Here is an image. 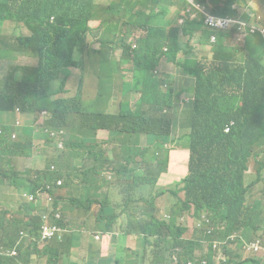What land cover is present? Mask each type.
I'll use <instances>...</instances> for the list:
<instances>
[{
    "label": "trees",
    "instance_id": "obj_1",
    "mask_svg": "<svg viewBox=\"0 0 264 264\" xmlns=\"http://www.w3.org/2000/svg\"><path fill=\"white\" fill-rule=\"evenodd\" d=\"M251 1L196 0L206 13L241 22L212 31L204 22V13L186 0H175L179 9L170 19L159 0H114L106 6L99 5L105 0H0L2 197L30 193L41 182L62 179L71 211L113 246L101 247L84 264H217L219 250L223 258L218 264H262L264 36L258 27L264 24V12L251 9ZM143 5L154 11L142 9ZM181 9L184 15H179ZM177 17L183 22L174 26ZM93 20H101L105 27L96 46L89 41ZM8 22L14 26L10 37L1 35ZM118 24L123 28L144 24L146 34L138 39L137 49L127 43L128 36L117 34ZM199 32L200 46H213V61H196L186 69L178 56H199L185 48ZM111 33L114 38L120 36L122 62L127 56L133 58L136 88L123 83L122 96L109 104L102 99L106 90L114 88L110 84L114 71L119 70V63L108 57L117 48ZM213 34L216 42H211ZM15 53L31 54L38 63H16ZM162 55L178 67L173 79L158 73ZM88 62H92L90 72L97 76L98 87L106 85L99 91V103L85 102ZM71 69L79 74L73 93ZM117 104L119 110L114 113L101 109ZM17 111L33 116L23 129L9 117ZM178 119L185 124L179 125ZM34 122H41L38 129ZM178 126L190 137L188 174L174 188L157 191L159 179L169 171L171 149L180 139L176 137ZM99 131L109 132L117 143L100 139ZM58 133L56 145L63 141L61 150L80 159L70 161L56 150L58 157L52 155L34 179L27 176L29 171L17 170L14 156L31 154L36 139L51 145ZM106 148L112 150L111 158L105 155ZM252 160L257 166L250 174ZM52 164L59 169L53 171ZM166 194L175 204L164 214L158 197ZM96 205H100L98 211ZM32 209L29 204L20 213L0 210V264H26L24 246L41 241L53 244L47 247L50 253L55 250L56 258L59 248L55 246H68L63 256L68 264L70 248H76L79 239L51 225V233L24 229L27 226L20 214ZM195 215L201 226L195 223L193 228L202 236L187 237V220ZM120 234L136 235L140 249L124 248ZM249 243H258L260 250L250 255L244 248ZM200 245L203 252L198 250ZM122 251L131 258L127 263L121 261Z\"/></svg>",
    "mask_w": 264,
    "mask_h": 264
},
{
    "label": "crops",
    "instance_id": "obj_2",
    "mask_svg": "<svg viewBox=\"0 0 264 264\" xmlns=\"http://www.w3.org/2000/svg\"><path fill=\"white\" fill-rule=\"evenodd\" d=\"M114 0H105L104 4H99V5H108L111 2H113ZM98 4V3H97ZM148 6L147 5H143L141 6L142 9H146ZM168 13H167V18L169 17L172 18L173 16H175L176 12L178 11L179 7L178 5L175 4V0H167V4L165 6ZM251 9L253 10H260L264 12V3L260 4L258 1L253 0L250 2V6ZM138 8H135L131 14H134L135 11ZM182 13V15H184L186 13V11L184 9H181L179 12V15ZM178 20V17L176 18ZM144 24L141 26H135L132 25L130 27H121L120 24L117 25V27H115V30L117 31V34H125L126 36H128V40L127 43L131 44L133 42V40H136L138 42V39L140 37L145 36L146 31L144 30ZM90 28H91V32L90 35H92L94 37V39L97 41V43L100 45L99 42V38L101 37V35H105V27H102V23L101 20H93L90 21ZM201 32L196 34V38L193 41L195 42H199L198 38L201 36ZM109 37L111 39H115L116 43H117V48L115 51H110V53L108 54V57L113 60L114 63H119V70L117 69L116 71H114V83H117L119 81H121V86H123V83H127L128 87L131 88H136V81H135V74H134V61L133 58L131 56H127V60L125 62H122V57H123V50L119 45V38L120 36H117V38H114L113 34H109ZM192 42L185 46V48L190 51L193 52L195 49H193V45ZM184 45V44H183ZM201 54L200 56H197L196 54H189V55H182L179 54L178 56V61L180 63H182L186 69H188V66L191 64H195L196 61L204 63V64H208L209 61L213 60L214 57V49L213 46H206V47H202ZM177 70L178 67L171 62L166 56L162 55L160 56V63L158 65V73L160 75V77L162 75H169L171 79H173L175 77V75H177ZM121 71L123 72V74H127L130 73L131 74V78H127V76L125 75H121ZM122 96V91L117 88L116 86H114L113 90H106V95L102 100H107L109 104L115 103L120 97ZM137 98H139V95H136ZM100 100V101H102ZM179 125L185 124L184 121L182 120H177ZM187 132V131H186ZM183 134H179L180 139L179 141H182L184 139V137H182ZM188 145H185V147L187 148ZM173 149V147H172ZM171 149V150H172ZM188 149V148H187ZM190 154V151L188 149L187 151ZM179 160V159H178ZM181 160V159H180ZM170 157V163H169V171L167 173H164L160 180L162 181L161 184L165 185V186H169L171 184H173L175 181H179L180 178H184L187 174H188V164H189V160L185 163V165H183L182 163L178 164L177 166H175V168L180 169L181 172H178L176 169L170 170L171 166H174ZM255 163V161H254ZM249 173H254V168L251 166L250 164V170ZM262 186H259L257 188V190H259ZM167 188V187H166ZM175 204V200H170L165 208L163 213L167 214L169 213L172 209L173 206ZM160 211H161V207L159 206ZM24 210V209H22ZM15 212H21L20 210H16L13 211V213ZM66 212L68 215V219L70 221V226L73 228V231L70 233H67L69 235H72L76 238L79 239V243L76 245V248H70V257H69V261L68 264L71 261V257L73 254L77 255L78 257V262L85 260V262L91 257L92 254H95L101 247L103 246H111L107 240H103L102 234L100 231L98 230H94V229H90L88 228L82 221V216H77L75 213H73L71 211V209L66 205ZM22 213L20 214L22 217L26 214ZM197 216H192L189 217L187 220V227H188V231H187V237H201L202 236V232L199 229H194L193 226H195V223L197 221ZM118 230V229H117ZM116 230V231H117ZM115 231V232H116ZM192 231V235H190L189 233ZM112 232V233H115ZM101 238H100V236ZM97 236L100 238V240L98 241L99 238H97ZM126 239V244L124 248H133V244L139 242L138 238L136 235H132V234H120L119 235V241L120 242H124V240ZM49 245H53L52 243H50ZM55 245V244H54ZM56 248H59V253H58V258L54 257L53 255L55 254V250H53L52 253H42L41 249L39 250H26L24 253V259L26 261V264H64V259L63 256L67 253L69 247L66 246L65 244H62L60 246H55ZM55 248V249H56ZM111 248V247H110ZM204 247L202 245H200L198 247V250L203 252ZM109 250L106 249L105 252ZM134 251V250H133ZM129 260H131V258H127L125 257V251H122V260L124 263H127ZM84 262V263H85ZM82 263V264H84Z\"/></svg>",
    "mask_w": 264,
    "mask_h": 264
},
{
    "label": "rangeland",
    "instance_id": "obj_3",
    "mask_svg": "<svg viewBox=\"0 0 264 264\" xmlns=\"http://www.w3.org/2000/svg\"><path fill=\"white\" fill-rule=\"evenodd\" d=\"M161 6H165L167 4V0H159ZM236 6V5H235ZM150 7L153 11L154 8L152 6H148ZM158 11V10H156ZM192 12V11H191ZM244 12H241V15ZM192 16L195 15L194 12L191 13ZM182 18H179V20L174 24V26H178L182 23H180V20ZM174 26H171L170 29ZM14 30V26L12 23H6V25L4 26L3 29H1V35L3 36H12L11 34L13 33ZM89 41L91 43H93L96 46V41L94 39V37H89ZM192 47L193 49H195L194 51L197 52L200 56L202 47L200 46V44L198 42L193 41L192 42ZM13 61L16 63H21V64H30V65H36L38 63V60L36 59L35 56L31 55V54H22V53H15L14 57H13ZM213 61V60H212ZM212 61H209L208 64H210ZM97 62V61H95ZM91 65L92 62H88L86 65V81H85V86H84V90H86L88 92V99L85 100V102L87 101H95L98 102V95H99V91H101L102 89H104L106 87L103 86L101 88L98 87V78L95 74L90 72L91 69ZM74 69H71V71ZM4 71V67L1 65L0 62V72L2 73ZM63 74V73H62ZM121 75L123 76H127V78H131V74L127 73V74H123V72L121 71ZM72 82L70 83L69 87H71V93H73L75 91V86L77 85L78 87V83H79V74L74 70V73L71 75ZM113 86H116L117 88H119L122 91L123 89H126L125 87L121 86V81L117 82V83H113L110 84ZM135 93V92H133ZM125 99V96L123 95L122 100ZM182 99H184V97L182 96ZM99 103V102H98ZM119 106L120 105H116L111 109H107L104 107H101L102 110H105L107 112H117L119 110ZM12 120H14L16 123H20V128H25L26 125H28V123L32 122L33 120V116L32 115H26L23 114L21 112H17L15 114V116L11 117L9 116ZM0 121H3V117H2V111H0ZM41 125V122H34V127L36 129L39 128V126ZM179 134H183L184 139L182 141H179V139L176 141V143L173 146V149L170 152V156H171V160L174 166L170 167V170H177L178 172H181L180 169L175 168V166H177L178 164L182 163L183 165H185V163L190 159V154L187 152L188 149L185 147V145H188L190 142V137L186 135V130L183 129L182 127L178 126L177 127V131H176V137H178L177 135ZM19 133L17 132L15 134V136L18 137ZM13 135V137H15ZM98 137L100 139H108V142H112V143H117V141L112 140V135L109 134V132L107 131H99L98 133ZM42 139H36L33 143V150L31 152V154L29 155H23V156H14L13 160L15 162V166L17 167V170L20 171H29V175H27L30 179H34L37 175V170H41L44 171L46 166H47V162L49 161V159L51 158V156H55L58 157V153L56 150H60L58 148V146L55 144V141L51 144L48 145L47 143H44L43 141H41ZM46 151H49L47 154ZM62 153H64V155L66 156V158H68L70 161H73L75 159H80V158H76L73 154H71L70 151H63L61 150ZM95 152H99V151H95ZM105 155L109 156L110 158L112 157V150L110 148H106L105 149ZM179 159V160H178ZM181 159V160H180ZM251 166L256 169L257 164L254 163V161H251ZM57 169V167H56ZM64 171H67L64 168ZM252 174V173H250ZM161 180L159 179L157 185L155 186V190L159 191L162 188H166V187H172L174 188L175 185L177 184L178 181H175L173 184L169 185V186H165L163 184H161ZM41 185H44L43 182H41ZM52 186L54 184H51ZM63 194L66 195V190L63 191ZM4 195V189H2L0 187V210H5L8 213L16 211V210H20L22 211V209L26 206V200H25V194L20 195L18 192L13 193L8 195V198L2 197ZM173 200V198L170 196V194H166L165 196L162 197H158V204L161 207V211H164V208L166 206V204L170 201ZM95 210L98 211L100 208V205H96L94 206ZM190 235L192 234V231L189 233ZM100 236V234H99ZM101 238V236H100ZM100 238L98 239V241L100 240ZM264 238V237H263ZM125 244H126V239L124 240ZM141 243L140 241L133 244V248L132 250L137 251L140 249ZM111 248L113 247L112 245L110 246ZM42 253H47L49 254L51 252L49 247H43L41 249ZM106 252L112 253L110 250H107ZM251 257V256H250ZM223 258V253L219 252L218 254V259H217V264L221 261V259ZM102 261V260H101ZM262 264H264V258H261ZM85 260L79 261L78 262V257L77 255L73 254L71 257V261L70 264H82L84 263Z\"/></svg>",
    "mask_w": 264,
    "mask_h": 264
},
{
    "label": "clouds",
    "instance_id": "obj_4",
    "mask_svg": "<svg viewBox=\"0 0 264 264\" xmlns=\"http://www.w3.org/2000/svg\"><path fill=\"white\" fill-rule=\"evenodd\" d=\"M258 30L259 33L264 36V24L259 26ZM131 44L133 50L138 48V42L136 40H133ZM13 122L17 124L15 121ZM53 165L55 166L54 169L52 168ZM56 167L59 169L56 164L51 165L53 171L57 170ZM59 180L62 179H57L52 182L51 184H54L53 186L51 184H45L44 182V185L40 183L32 192L25 193L26 206L23 209L29 204H32L33 209L22 217L23 225L27 226L24 229H45L46 233H51V230L48 228V225H51L54 230H60L63 233H70L73 231L66 212V205L68 207L70 205L69 192L67 189L63 188V180L61 185L58 184ZM64 190H66V195L63 194ZM35 221L38 222L37 227L34 225ZM97 238L99 237L97 236ZM49 244L50 242L46 241L33 242L32 244L24 246V253L26 250L42 249Z\"/></svg>",
    "mask_w": 264,
    "mask_h": 264
},
{
    "label": "built area",
    "instance_id": "obj_5",
    "mask_svg": "<svg viewBox=\"0 0 264 264\" xmlns=\"http://www.w3.org/2000/svg\"><path fill=\"white\" fill-rule=\"evenodd\" d=\"M193 8L197 9L198 12H202L204 13V22L206 24V26L212 30V31H219V30H227L231 27H233L234 25H236L237 23H239L241 25L240 20H237L236 18H228V17H221V16H215L213 14L210 13H206L205 12V8L200 4L197 3L196 0H186ZM180 22H183V18L180 20ZM217 40V35L213 34L211 36V42H216ZM136 47V45H135ZM165 50H167V47L164 48ZM20 124V123H17ZM59 139V133L55 136V144H57ZM63 141H60L59 144L57 145L59 149L63 148ZM52 168L54 169L55 166L53 165ZM58 184L61 185L62 184V180L58 181ZM197 226H201V222H197L196 223ZM216 247V244H215ZM250 255H253L254 253L258 252L260 250V246L258 243H249L246 244V246L244 247ZM219 252H221V250H219ZM204 263H206V261H204ZM189 264H192V262H189Z\"/></svg>",
    "mask_w": 264,
    "mask_h": 264
}]
</instances>
